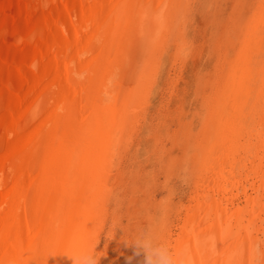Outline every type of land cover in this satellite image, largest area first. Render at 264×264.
I'll list each match as a JSON object with an SVG mask.
<instances>
[{
  "label": "bare ground",
  "instance_id": "6f19581e",
  "mask_svg": "<svg viewBox=\"0 0 264 264\" xmlns=\"http://www.w3.org/2000/svg\"><path fill=\"white\" fill-rule=\"evenodd\" d=\"M183 1L0 0V264L92 263L99 200L113 190L99 172L111 161L98 156L119 75L141 62L146 100L157 79L149 55L156 66L172 26L189 51ZM261 88L239 137L235 122L216 130L201 190L166 247L177 264H264Z\"/></svg>",
  "mask_w": 264,
  "mask_h": 264
},
{
  "label": "rangeland",
  "instance_id": "374dc122",
  "mask_svg": "<svg viewBox=\"0 0 264 264\" xmlns=\"http://www.w3.org/2000/svg\"><path fill=\"white\" fill-rule=\"evenodd\" d=\"M188 1L189 7L185 0L178 6L188 21L189 51L174 42L179 29L172 26L156 66V56L149 55L148 73L156 70L157 79L149 81L154 85L146 100L139 93L146 83L141 62L132 77L128 70L119 75L122 84L115 95L121 100L115 102V120L107 125L112 130L103 134L98 156L100 165L111 161L99 172L113 190L99 200L103 228L89 264H144L143 242L166 249L201 190L216 135L223 137L231 121L240 136L264 85V0Z\"/></svg>",
  "mask_w": 264,
  "mask_h": 264
},
{
  "label": "clouds",
  "instance_id": "9594fccd",
  "mask_svg": "<svg viewBox=\"0 0 264 264\" xmlns=\"http://www.w3.org/2000/svg\"><path fill=\"white\" fill-rule=\"evenodd\" d=\"M144 264H177L167 249L155 247L151 242H143Z\"/></svg>",
  "mask_w": 264,
  "mask_h": 264
}]
</instances>
